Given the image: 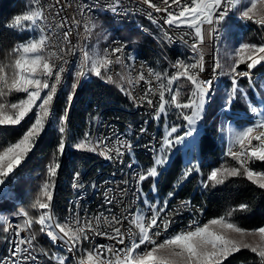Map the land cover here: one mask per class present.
<instances>
[{
	"label": "snow or ice",
	"instance_id": "1",
	"mask_svg": "<svg viewBox=\"0 0 264 264\" xmlns=\"http://www.w3.org/2000/svg\"><path fill=\"white\" fill-rule=\"evenodd\" d=\"M67 2L68 0H55L47 8L48 15H45L46 9L43 6L33 7L22 15H16L7 24L9 28L31 31L36 35L19 42L11 50L10 55L15 56L11 64H0V126L20 125L26 118L32 121L18 140L7 146H0L2 147L0 150V191L33 151L46 125L50 126L51 122L55 121L61 135L56 152L53 153V160L47 166V178L37 198L31 204L32 208L42 211L35 221L26 211L19 213L24 219L22 224L15 225L14 235L17 240L13 242L10 255L0 259V264H37L38 257L34 254L36 235L31 231L34 222L40 225L39 231L45 234L53 244L62 243L68 253L80 251L81 255L77 264H223L229 256L240 252L241 249H249L259 257L260 264H264V226L248 230L239 227L232 219L235 213L246 211L249 208L248 204L241 203L236 207H231L224 214L203 224L193 219L183 230L170 233L164 236L163 240H159L168 232L172 223L167 218L171 215L167 209L168 200L174 196V192H169L167 199L162 203H157L148 199V193H145L142 187L143 183L151 178L152 190L155 191V179L160 174L158 169L170 162L175 146L189 147L195 144L197 125L203 119L207 99L213 89L212 79H200V73L205 71L204 53L208 47V41L217 38L218 26L233 9L239 11L242 18L253 21L264 28V0H139L141 5H146L147 9L151 10L147 12V15L153 23H158L153 12L163 13L164 15L159 17L163 25H167L168 29L181 30L180 39L188 45L192 55L187 61L178 60L172 64L171 67L175 71L171 74L167 70L161 73L149 67L147 76H145L143 71L145 66L141 65L142 70L133 77L130 70L134 68L135 58L128 57L130 62L125 63L122 58L125 45L122 42L116 47H106L102 52L89 51L85 45L80 49L82 55L78 57L75 80L70 85L65 109L57 117L53 104L57 97L58 86H62L63 74L67 71L65 66L69 61L66 56L75 55L78 47L69 39L73 32V27L69 24L80 25V21L74 18L70 21L61 15ZM32 4L39 5V0H32ZM238 5L244 6L238 7ZM104 7L114 14H119L122 0H110V3ZM53 8L56 9L55 12L52 11ZM124 10L130 11V8ZM80 11L83 14L84 9L81 8ZM49 17L56 21L55 27L48 23ZM57 17L59 20H56ZM95 27V24H91V27L85 24L84 32L91 35ZM165 37L169 43L172 42L173 37L168 35L167 30H165ZM51 46H55L57 51H48ZM228 55L233 63L227 72L230 76V88L221 106L225 112L231 110L233 102L240 96L248 100L247 92L239 86L240 78H248L249 86L256 87L251 80V75L252 70L264 61V43L257 45L242 42ZM113 56L115 60L112 59ZM57 60L61 61L59 65L55 63ZM114 64L129 70L116 71L115 77H119V80L113 75L112 66ZM242 64H246V70H238ZM221 68L220 57L217 55L211 70L217 73V70ZM93 76L105 83L116 84L119 90L132 99L137 106H143L146 103L153 108V119L161 120L169 114V110H174L177 113V119H181L186 124L169 126L158 154L153 157L152 164L130 174L136 184V188L132 190L135 200L140 202L144 211L121 216L115 214L109 216L101 212L90 217L74 211L63 222H60L51 214L52 192L60 168L58 157L62 156L65 151L68 114L76 90L82 80H89ZM153 81H156L155 87H153ZM181 81H187L191 85L187 99L183 101L180 99L184 95L182 91L184 85ZM140 82L147 87L143 95L137 99L133 96L131 88L139 85ZM125 83L129 85L128 88L124 87ZM13 91L23 92L26 96L8 105L3 102L2 98ZM157 93L158 100L154 101L152 96ZM248 106L256 118L250 126L233 131L232 142L224 153L225 156L236 161L238 167L214 168L207 175V179L202 181V187L207 188L209 182H214L213 186L223 184L224 179L219 178L221 176L243 175L252 184L264 190V171L253 170L249 167L250 161L264 162V108H258L251 103ZM33 109L36 111L30 116ZM181 127L187 130L181 133ZM139 131L143 133L147 129L142 127ZM75 147L98 153L108 160L115 159L121 162L126 154H131L132 149L131 143L125 136L116 135L113 139L107 135L93 136L91 131H86ZM113 152L115 156L112 155ZM134 164L135 161L129 163L128 167L131 169ZM193 172L200 173L201 168L190 161L183 170L182 179H187ZM79 176L80 174L76 173L74 179L78 180ZM121 183L128 185L129 180L124 179ZM77 186V184L73 185V187ZM112 191L111 188L107 189L104 205L111 206L116 202L115 197L107 194ZM126 191H128L127 188L120 190L122 195ZM191 203L190 200L182 201L181 207H190ZM108 211L110 212V209ZM102 220L110 230L101 229ZM125 220L138 230V239L135 238L136 234L133 233L131 227L122 230ZM0 221L6 225L5 232L13 227L7 219L0 218ZM21 232L27 235H21ZM89 233L114 241V245H98L91 249H84L83 242L90 241ZM126 236L127 243L125 242ZM249 237L252 238L251 242L248 240ZM115 245H123V247L118 248ZM142 246L143 250L137 251ZM43 255L48 256L49 260H55L56 264H66L68 260V257L55 254L49 256L46 251Z\"/></svg>",
	"mask_w": 264,
	"mask_h": 264
},
{
	"label": "trees",
	"instance_id": "2",
	"mask_svg": "<svg viewBox=\"0 0 264 264\" xmlns=\"http://www.w3.org/2000/svg\"><path fill=\"white\" fill-rule=\"evenodd\" d=\"M33 7L35 6L32 4V0H0V64H11L15 59L14 55H10L11 50L19 42L28 39L33 34L31 31H20L9 28L7 24L16 15H22ZM114 23L106 24V26H110L109 29L112 32L110 38L119 36L126 39H142L140 33L131 27L128 21L123 22L121 27L114 25ZM250 29L254 32L251 27ZM34 35L36 34L34 33ZM138 50L143 54L147 53L141 49ZM147 56L150 55L148 54ZM8 71H11V69H8ZM254 73H261L260 76H264V64L257 67ZM247 80L244 78L240 82L249 98L252 99L253 92L251 89H248ZM181 83L184 85L182 89L184 95L180 98L183 101L187 99L191 85L187 81H181ZM69 90L66 89L59 96L55 106H53L57 117L65 109ZM13 92L12 97L16 99L20 93ZM209 103L202 125L204 130L199 136L196 149L191 158L192 162L198 161L201 172L190 175L187 179H182V173L185 168V156L179 150L171 158L169 164L161 169L159 176L155 179L156 193L159 197H165L169 192L178 188V196L193 199V202L197 203L203 210L206 207L209 215L208 218L219 217L227 209L236 207L241 203H246L249 205V208L246 211L235 213L232 219L239 227L248 230L264 226V190L252 184L245 176H221L219 178L224 179L223 184L213 186L214 182H209L207 188L202 187V181L206 179L207 175L214 168L221 166L225 168L238 167L236 161L224 155L223 147L218 142L219 127L217 118L224 103L221 102L220 95L215 97V94ZM129 104V100L123 95L116 84L105 83L96 77L88 80L76 92L68 114L66 149L63 155L58 157L60 168L55 178L54 190L52 192L54 214L59 216V221L64 220V217L69 212L68 207L73 193L74 175L80 173V171H82V174L86 172L90 174V170H97L98 168H101L98 170H105L108 168L96 153L75 147L87 130L89 124L88 114L95 112L96 107H98L97 109L106 108V113L121 116L115 118H118L117 123L120 127H123L125 122L130 121V119H123V117H130V113L133 112V105ZM248 105L245 99L237 98L231 106V111L235 114L244 111L248 112ZM136 115L133 114V118ZM31 122V120L26 119L20 125L0 126V146H7L9 143L18 140ZM176 122V125H185V122L177 119V116ZM182 128L181 133L185 130L184 127ZM60 135L55 121H52L50 126L47 125L33 151L13 174L10 183V194L0 198V218L5 219V217L15 215L19 211H26L33 221L39 217L41 210L32 208L31 204L37 198L47 178V166L53 160V153L56 152ZM0 150H2V147H0ZM256 164L264 169V162H257ZM152 183L151 178L144 182L146 191H150ZM41 199L45 198L41 197ZM4 227L5 225L0 221V253L3 250L2 246L6 235ZM39 229L40 225L34 222L33 230L37 239L51 253L52 245L42 236ZM84 249H89V247L85 246ZM67 262L68 264H75L71 260ZM223 264H260V260L249 249H241L240 252L229 256Z\"/></svg>",
	"mask_w": 264,
	"mask_h": 264
},
{
	"label": "built area",
	"instance_id": "3",
	"mask_svg": "<svg viewBox=\"0 0 264 264\" xmlns=\"http://www.w3.org/2000/svg\"><path fill=\"white\" fill-rule=\"evenodd\" d=\"M102 1H105V4L110 3V0H102ZM54 2L55 0H40L39 7L43 6L46 9L45 14H48L47 8L50 4H53ZM70 6H78V14H71ZM57 7H59V5H57ZM81 8L84 9L83 14L80 11ZM125 8H135V15H129V17H136L139 19H140V11H151L150 9H147L146 5H141L139 3V0H122V8L119 12H125L124 10ZM89 9L91 10L89 11ZM55 10H56L55 8L52 9L53 12H55ZM153 13L155 17L157 18V20H159L160 16L164 15L163 13H159V14L155 12ZM61 15L67 17L70 21L72 18L80 21L79 26H74V25L69 24L70 27H73V32H72V35L69 37V39L72 41L73 44H76L78 46L75 51V55L68 54L66 56V59L70 62V60L78 59V57L82 55V52L80 50L81 49V39H83V36L86 35L84 32V27H82V20H91L92 24H94L95 21L99 19L100 15L96 14L92 10V7H87V5L83 4V2H80V0H68L67 4L64 7V11L61 13ZM56 20H59V17H57ZM55 25H56V21H54V27ZM165 30H167L168 33L173 34L174 41H182L179 35L181 31L180 29H175V28L168 29L167 25H163V22H162V33L160 34L165 35ZM261 35H264V29H262ZM185 39H188V38L185 37ZM109 40H111V47H116L118 43H120V41H114V37L110 38ZM215 40L216 38L208 41V47L206 48L205 53H204L205 71L200 73V79H203V80L212 79L213 80L214 78L215 73L212 72L211 68L214 63V59L216 57ZM122 43L125 45V48H127V57H128V54L133 53V50L135 49V40L129 39V42H122ZM111 47H108V48H111ZM50 48L52 49V52L57 51L55 46H51ZM105 48L106 47H104V49ZM173 57H174V63H176L179 59L175 56ZM112 59L115 60V56H113ZM60 63L61 61L58 60V65ZM141 65L145 66L143 71L145 73V76H147V68H149L148 65L141 63V62H136L134 64V73H131L133 77L137 76L139 72L142 70ZM65 67L67 69L68 64ZM112 68H118V71L126 72L124 71V68L118 64H114ZM240 70H246V69L242 68ZM66 73L67 71L63 74L62 82L64 81V76H66ZM81 82H84V80H82ZM155 86H156V81H153V87ZM146 87L147 86L144 85L143 82H140L139 85L135 86L137 99H139V97L143 95V92ZM58 88H60V86H58ZM152 99L154 101L158 100V93L155 96H152ZM128 100L130 103L129 105H133V112L130 113V117H123V119H130V126L118 127L117 125H115V117H121V116L106 113V108L97 109L98 107H96L94 110L95 112H91L88 114L89 124L87 126L86 131H91V127L93 125H100L99 136L107 135L115 139V136L118 135V131L132 130L133 134H136V137L141 138V145L131 144L132 147L151 148V151H156V155H157L159 152L161 143L163 141V133L161 131H157V129L154 128L153 125L148 124V116H152V112L154 111V109L150 108L146 103H144L143 106H137V104L134 103L132 99H129V97H128ZM55 104H56V100H55ZM133 114H141V121H133ZM142 127L147 129V131L141 133L139 129ZM112 155L115 156V153L113 152ZM135 155L137 154H130V155L126 154L123 157L122 162L115 160V159L110 160V161H114V168L108 169V176H98V169H101V168H98L97 170H90V176H82V171H80L79 173L80 176H79V179L77 180V185H79L80 183H88V193L85 194L84 196H80L79 200L76 201V211H79L82 215L87 216V217L98 215L101 212H104L105 215H109V216L111 214H115L117 216L134 214L135 201L137 200H135L134 193L132 190L136 188V184L132 178L123 177V167H124V162L126 160H134ZM250 166H251V161H250ZM144 168H146L144 162L143 164H134V172H132V174H134L137 170L144 169ZM92 177H99V184H92ZM124 179L129 180L128 185H124L123 183H121V181ZM90 185H97V193H90ZM109 188L113 189V191L107 194L111 197H115V201H116L111 206L104 205L105 193L107 189ZM125 188H127L128 191H126L122 195L120 190L125 189ZM2 190H4V188H2ZM186 200H190L192 202L191 206L181 207L182 201H186ZM108 209H110V212L108 211ZM182 209L194 210V213H197V216H199V222L200 220H202L203 217L209 216L206 211V207H205V210L198 211L197 203L193 202V199L180 197L174 194V196L168 200V209H167V211L171 213V215L168 216L167 218L170 219L172 223L169 226L168 232L165 233L163 236H161L159 240H163L164 236L170 233H176L180 230H183L191 222L189 221V219H183V217H179V210H182ZM19 213L15 215L14 221L12 223L13 227L9 228L8 237L6 240H13V242L17 240V237L14 235L15 225L22 224L23 219H24L22 216L19 215ZM52 215L54 216V210H52ZM100 227L102 230H105V231L110 230L104 224L103 220L101 222ZM127 228H128V221L125 220L122 230H126ZM134 234H137V233H134ZM21 235H27V233L21 232ZM89 236H90V239L93 240V246H98V245L112 246L114 245V241L108 240L104 237L94 236L91 233H89ZM125 242L126 243L128 242L127 236H126ZM34 245H35L34 251H41V250H43L42 252L46 251L45 248L42 247V245L39 242H36V240L34 241ZM115 246L118 248L123 247V245H115ZM11 251H9V253H0V259H3L4 257L10 255ZM41 262L43 261H41V259H38L37 264H41Z\"/></svg>",
	"mask_w": 264,
	"mask_h": 264
},
{
	"label": "bare ground",
	"instance_id": "4",
	"mask_svg": "<svg viewBox=\"0 0 264 264\" xmlns=\"http://www.w3.org/2000/svg\"><path fill=\"white\" fill-rule=\"evenodd\" d=\"M80 2H83V4H86L87 7H92V10L96 14H99V15L105 14L107 17H109L110 19H112L116 22L129 21L132 18H134V17H129V15H135V8H130V11L119 12V14H114L109 9L104 7L106 4H105V1H102V0H80ZM39 5H40V0H39ZM39 5H34V6L39 7ZM147 12L148 11H140V18L146 20L148 23V24H144L140 27V31L143 34L142 36L145 37V38L143 37L145 40H142V41L136 40L135 41V49L133 50V53L128 54V57H134L135 58L134 64L136 62H141V63L148 65V67L153 68V70L157 71L156 70L157 68H155V66L151 62L149 56H147V54H150V53L155 54L165 63V66L167 67V69L169 70V72L171 74L173 71H175V69H173L171 67V65L174 64V57L173 56L177 57L179 60L187 61L188 58L192 55V53L190 52L188 45L184 44L183 41H174V37H173L172 33H168L169 36L173 37L172 42L169 43V41L166 39L165 35L160 34V33H162V22L158 20V23H153L152 19H150L148 17ZM232 12H233V10L229 13V15L227 17H229ZM70 13L71 14H78V6H70ZM45 15H48V14H45ZM153 16L155 17L154 13H153ZM89 21H91V20H82V27H84L85 24H89V26L91 27L92 22L89 23ZM247 21H249L252 25H254L255 28L262 34V27L261 26L257 25L253 21H250V20H247ZM48 23H50L54 27V20H52V18L49 17ZM223 23H224V21L218 26L219 31L217 34V38L215 40V55H216V57H217V55H219V46H218L219 43L218 42H219V38H220V31L222 30V27H223ZM92 32H93V29H92ZM85 34L86 35L83 36V39H81V47L86 45L87 48L89 49L92 46L91 35H88L87 33H85ZM114 41L129 42V39L125 40L124 38L115 36ZM105 47H111V40L106 42ZM138 49H141L142 51H144L145 53L147 52V53L143 54ZM48 51L52 52V49L49 48ZM128 57H127V48H124L122 58L125 60V63L130 62L127 59ZM55 63L58 65V60L55 61ZM77 64H78V59H72L68 63L66 76H64V81L62 82V86H60V88H58V93H57L58 95L55 99L56 102H57L59 96L61 94H63L64 91L66 90L65 85L67 83L68 75L72 74V77L75 78V71L77 68ZM116 71H118V68H113L114 78H116L115 77ZM124 71H129V70L124 69ZM130 71H131V73H134V68L131 69ZM220 76H221V71H220V69H218L217 73H215L214 78H213V89L211 90L210 94H213V92L216 88V83L219 81ZM62 80H63V78H62ZM87 81L88 80L81 82L80 86H78V88H77V91ZM126 85H127L126 87L128 88L129 85L127 83H126ZM131 91L133 93V96L136 97V88L135 87L131 88ZM54 104H55V101H54ZM54 104H53V106H54ZM117 121H118V118H115V125L120 127V125L117 123ZM133 121H141V114H137L136 117L133 118ZM148 124L153 125L154 128L157 129V131H160L158 129L159 120L153 119V116H148ZM128 126H130V121L125 122L123 125V127H128ZM91 132H92L93 136H99L100 125H93ZM118 135L125 136L126 139L131 144L141 145V138L136 137V134H133L132 130H120V131H118ZM163 138H164V134H163ZM96 154L98 155L100 160L104 163V165L106 167H108L105 170H98V176H108V169L114 168V161H110L108 159H105L103 156L99 155L98 153H96ZM131 154H137V155L134 156V160H126L124 162V167H123V177L124 178H131L130 174H132V172H134V167L131 169L128 167L129 163H132L133 161H135V164H143L142 158L147 159V160L148 159L153 160V157L156 155V151H151V148H147V147H132ZM82 176H90V174H88V172H86V173L82 174ZM74 177H75V175H74ZM74 184H77V179H73V185ZM92 184H99V177H92ZM73 185H72V191H73L72 198L70 199V203H69V207H68L69 212L67 213L65 219L68 218L72 212L76 211V201L79 200L80 196H84L85 194L88 193V183H80L77 187H73ZM2 192L3 191H0V194H2ZM90 193H97V185H95V187H93V185H90ZM2 195H7V193L2 194ZM53 205H54V203L52 200L51 214H52V210H54ZM144 210L145 209L140 204V202L135 201L134 213L142 212ZM197 210H203V209H201L197 205ZM54 216H55L56 220H58L59 216H56L55 214H54ZM179 217H183V219H189V221H192L193 219L199 220V216H197V213H194V210H192V209L179 210ZM14 218H15V216L12 217L11 219H9L8 221L12 224L14 221ZM208 219H209L208 217H203L202 220H200V223L203 224ZM129 227H131L133 229V233H138V230L135 228L134 225H129V223H128V228ZM31 231H32V229H31ZM32 232H34V231H32ZM42 236L45 239H47L53 245V247L56 250H58L60 252H64L68 256V258L73 259L75 264H77V259L81 255L80 251L68 253L66 247L62 243L53 244L45 234L42 233ZM7 237H8V232H7L5 242H4V246H3V250L1 253H9V251H11L13 248V240H6ZM135 238L136 239L139 238L138 234L135 235ZM36 242H39L42 245V247H44L43 244L37 238H36ZM85 246H88L89 249L94 247L93 246V240L90 239V241H84L82 247L84 248ZM142 250H143V246L141 249H138L137 251H142ZM34 254L38 257V259H41V261H43V262H41V264H49V263L56 264L55 260H49L48 256H44L42 251H34ZM49 256H51V255L49 254Z\"/></svg>",
	"mask_w": 264,
	"mask_h": 264
},
{
	"label": "rangeland",
	"instance_id": "5",
	"mask_svg": "<svg viewBox=\"0 0 264 264\" xmlns=\"http://www.w3.org/2000/svg\"><path fill=\"white\" fill-rule=\"evenodd\" d=\"M243 6L244 5H238V7H243ZM233 11H234V13H238V15H240L239 11H237L236 9H233ZM232 14H233V12L231 13V15ZM239 17L244 20V18H242L241 16H239ZM113 21L114 20L110 19L105 14H101L99 19H97L95 21L94 24L96 25V27L93 28V32L91 33L92 46L88 49L89 51H100V52H102L104 50V46H105L107 40L112 35V32L109 29L110 26H106V24L107 23H112L113 24L114 22H116V21H114V22ZM238 21L239 22H237V23L232 21L233 25L231 24V22H227V26L224 25V27H222V30L220 31V38H219L218 46L220 45L219 46V57H220V62H221L222 68L220 69L221 76H220L219 81L216 83V88L214 90V94H215V97L220 95V100H221L222 103H224V97L226 95V92L230 88V76L227 74V72H228L229 67L233 63V60L229 57L228 54L232 53L234 51V49L238 48L239 45L242 42L250 43V44H257V45L264 43V35H261V33L255 28L254 25H252L246 19H245V21H246L247 24L242 22V21H240V20H238ZM128 22H129V25L131 27L135 28L140 33L141 36L143 34L140 31V27L142 25H144V24H148L146 20L141 19V18L140 19L139 18H135V17L132 18L131 20H129ZM122 23L123 22H118V23H114V25H116L118 27H121L123 25ZM250 24L257 30L256 32L260 36V37L258 36L260 39L251 31V29L249 27V26H251ZM107 29H109V31H107ZM235 29L237 30V34L235 33ZM262 29H264V28H262ZM32 36H34V33L32 34ZM143 37L144 36H142V39H139V40L140 41L145 40L144 39L145 37L144 38ZM124 39L128 40L126 38H124ZM132 40L136 41V39H132ZM149 55L151 56V58L149 56L151 62L153 63L155 68H157L156 70L158 72L163 73L165 70H167L168 73L170 74L169 70L165 66V63L157 55H155V54H149ZM263 64H264V61H262L261 64H259L257 67H259L260 65H263ZM242 68L246 69V64L240 65V68L238 70H240ZM256 68H254L252 70V74H254V70ZM93 78H94V76L91 79H93ZM91 79H89V80H91ZM116 79L119 80V77H116ZM246 79H248V78H246ZM74 80H75V78L72 77V74H69L68 75V79H67V83L65 85V89H70V85L74 82ZM251 80L256 85V87H250L249 86V80H247V87H248V89H251L252 92H253V98L250 99L249 96H248L247 103L248 104L251 103V104L257 106L258 108H264V87H261L262 85H264V76H252L251 75ZM126 86L127 85L125 83L124 87L127 88ZM239 86H240V88H242L245 91V89L241 85L240 80H239ZM13 93L14 92H12V93L8 94L6 97L2 98L3 102H5L6 104L10 105L11 103L18 102V98H24L26 96L25 93L19 92L20 93L19 96L16 99H14V97H12ZM123 95L128 99V96H126L125 94H123ZM208 98H209V96H208ZM242 98H243L242 96L239 97V99H242ZM209 102H210V99H209L208 103L205 106V111L203 113V119L201 121H199V123L197 125V133L195 134L196 139H195L194 146H189V147L175 146L174 154L171 155V158H172L177 151L181 150L183 152L184 156H185V160H184V165L185 166L188 165L190 161H191L192 164L198 166V161L192 162L191 158H192V156L194 154V151L196 149L200 133H202L201 132L202 128H203L202 125H203V121H204V119L206 117V110L208 108V105L210 104ZM35 111H36V109H33V113H30L29 115L32 116L35 113ZM220 111H223V110H220ZM248 111H249L248 113H250V110H248ZM223 112H224V114H222V116H219L220 113H221V112H219L218 113V118H217L218 119V123L217 124H218V127H219V132H220V130L221 131L223 130V133H226L227 130H228L232 134V131L237 130V129H242L243 126H247L248 124L252 123V121H249V118H254V119L256 118V117L253 116V114H251V115L246 114V113L244 115L243 114H235L231 110L230 111H226V112L223 111ZM176 116H177V114L174 112V110H169V114L166 117H162L161 120H159V127L160 128L158 127V129L160 131H162V133H164V136L166 135L169 126H171L172 124L177 123L176 122ZM26 119H28V118H26ZM231 119H234V120L231 121V122H228ZM185 124H186V122H185ZM46 127H47V125H46ZM182 129L183 128L181 127L180 128V132L182 131ZM184 129H185L184 131L187 130L185 127H184ZM232 139H233V134H232ZM231 142H232V140H231ZM253 143H255V141ZM224 147H226L225 148V152H226L227 148H228V145H226ZM65 149H66V147H65ZM142 160H143V162H144L146 167L150 166L152 164V161H153V160H147V159H142ZM257 162H260V161H251V166H250V162H249V167L252 168L253 170L264 171L263 168H260L256 164ZM161 169L162 168L158 169V171L160 172ZM193 174H195V172H193L191 175H193ZM206 179H207V177H206ZM10 183H11V178H10V180L8 182H6L5 186H2V188H4V190H2L3 191L2 194H5V193L10 194L9 193L10 192V187H11ZM151 191L155 195V196H153V197H155L154 201L157 202V203H162L163 200L165 199V197H158L155 194V191H153L152 189H151ZM2 194H0V198L5 196V195H2ZM149 199L152 200L150 195H149ZM51 203H52V201H51ZM14 216L7 217L6 219L9 220V219H11ZM210 219H212V217H209L208 220H210ZM64 220H65V217H64ZM64 220H62V221L60 220V222H63ZM5 227H6V225H5ZM32 231H33V227H32ZM7 232H6V235H7ZM6 235H5V238H6ZM248 240H249V242H251L252 238L249 237ZM4 242H5V239H4ZM3 246H4V243H3ZM51 253L55 254L56 256L63 257V255H61V254L57 253L56 251H54L53 248H52V252Z\"/></svg>",
	"mask_w": 264,
	"mask_h": 264
},
{
	"label": "crops",
	"instance_id": "6",
	"mask_svg": "<svg viewBox=\"0 0 264 264\" xmlns=\"http://www.w3.org/2000/svg\"><path fill=\"white\" fill-rule=\"evenodd\" d=\"M240 15H238V13H234L233 14V16L232 17H230L229 16V18H227L226 20H224V25L225 26H227V22H231V24H232V21L233 22H239L238 20H240V21H242V22H244L240 17H239ZM246 22V21H245ZM244 22V23H245ZM224 25H223V27H224ZM233 25V24H232ZM251 25V24H250ZM250 27H252V29L256 32L257 30L251 25ZM237 29V28H236ZM235 29V33L237 34V30ZM253 32V31H252ZM255 32H253L254 34H255ZM257 33V32H256ZM256 35V34H255ZM257 35H258V33H257ZM256 35V36H257ZM237 36V35H236ZM259 36V35H258ZM260 37V36H259ZM261 41V40H260ZM220 46V45H219ZM261 66V65H260ZM260 74L261 73H258V74H255L256 76H260ZM207 103H208V99H207ZM250 110V109H249ZM221 113H220V115L219 116H222V114H224V112L223 111H220ZM249 112V111H248ZM248 112H241V113H246V114H249V115H251L252 113L250 112V113H248ZM248 119V118H247ZM234 119H231V120H229L228 122H231V121H233ZM253 120H254V118H249V121H252L253 122ZM251 125V123L250 124H248L247 126H250ZM243 127H245V126H243ZM226 128V127H225ZM224 128V129H225ZM203 128H202V133H203ZM237 130H240V129H237ZM202 133H200V135L202 134ZM232 134H233V131H232ZM232 134H231V132H229L228 130H227V132L226 133H223V130L221 131L220 130V132H219V143H220V145H222V146H226V145H229L230 143H231V140H232ZM170 161H171V159H170ZM169 164V163H168ZM167 164V165H168ZM166 165V166H167ZM165 166V167H166ZM164 167V168H165Z\"/></svg>",
	"mask_w": 264,
	"mask_h": 264
}]
</instances>
